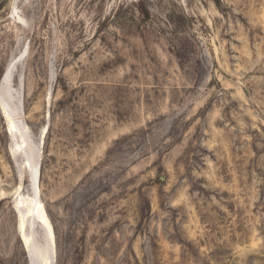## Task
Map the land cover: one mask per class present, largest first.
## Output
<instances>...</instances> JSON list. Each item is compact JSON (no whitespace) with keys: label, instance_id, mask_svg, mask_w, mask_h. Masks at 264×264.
<instances>
[{"label":"rangeland","instance_id":"374dc122","mask_svg":"<svg viewBox=\"0 0 264 264\" xmlns=\"http://www.w3.org/2000/svg\"><path fill=\"white\" fill-rule=\"evenodd\" d=\"M13 60L53 264H264V0H0ZM11 144L0 110V264H32Z\"/></svg>","mask_w":264,"mask_h":264},{"label":"bare ground","instance_id":"6f19581e","mask_svg":"<svg viewBox=\"0 0 264 264\" xmlns=\"http://www.w3.org/2000/svg\"><path fill=\"white\" fill-rule=\"evenodd\" d=\"M12 6L15 11L16 2ZM13 64L14 60L9 63L2 75L0 110L6 120L7 133L12 140L10 154L12 156L20 154L23 157V164L29 172L30 182L28 193H24L22 184L17 187L15 192L14 210L18 217L17 231L32 264H53L56 259L55 233L40 193L41 150L38 151L36 143L32 141L28 124L24 118L23 100L14 92L16 89L12 85ZM46 126L47 124L41 131V148L48 131ZM35 222H38L45 231L46 240L42 246L34 240L32 228Z\"/></svg>","mask_w":264,"mask_h":264}]
</instances>
